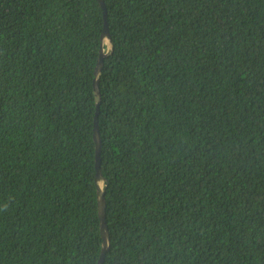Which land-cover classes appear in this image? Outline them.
I'll return each mask as SVG.
<instances>
[{"label":"trees","instance_id":"1","mask_svg":"<svg viewBox=\"0 0 264 264\" xmlns=\"http://www.w3.org/2000/svg\"><path fill=\"white\" fill-rule=\"evenodd\" d=\"M0 0V264H264V0ZM101 44H103L101 46Z\"/></svg>","mask_w":264,"mask_h":264},{"label":"water","instance_id":"2","mask_svg":"<svg viewBox=\"0 0 264 264\" xmlns=\"http://www.w3.org/2000/svg\"><path fill=\"white\" fill-rule=\"evenodd\" d=\"M101 8L103 9V20H104V28L103 33L101 34V40L103 42L109 41V32L107 28V21H106V8L102 0H98ZM103 44H101L102 46ZM103 56L105 54L103 53L102 48L100 47L99 56L97 58L96 67L94 70V80H93V90L95 92V95L98 98V101L96 103V112L94 115V123H93V141L95 144V183H96V192H97V209H98V217L100 220V233L102 238L101 243V252L98 259L97 264H102L104 261V257L106 252L109 249L110 246V238L109 233L105 221V198H104V189L102 187V183L105 182V179L103 178L101 171H100V152H101V140L99 136L98 131V120H97V114L99 110V98H100V92H99V84H98V75L100 73L102 64H103Z\"/></svg>","mask_w":264,"mask_h":264},{"label":"rangeland","instance_id":"3","mask_svg":"<svg viewBox=\"0 0 264 264\" xmlns=\"http://www.w3.org/2000/svg\"><path fill=\"white\" fill-rule=\"evenodd\" d=\"M106 44L108 43V42H105Z\"/></svg>","mask_w":264,"mask_h":264}]
</instances>
